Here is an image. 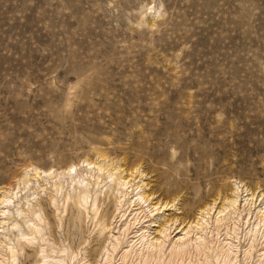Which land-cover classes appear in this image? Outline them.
I'll use <instances>...</instances> for the list:
<instances>
[{
	"label": "rangeland",
	"instance_id": "obj_1",
	"mask_svg": "<svg viewBox=\"0 0 264 264\" xmlns=\"http://www.w3.org/2000/svg\"><path fill=\"white\" fill-rule=\"evenodd\" d=\"M8 186L2 264H264V0H0Z\"/></svg>",
	"mask_w": 264,
	"mask_h": 264
},
{
	"label": "bare ground",
	"instance_id": "obj_2",
	"mask_svg": "<svg viewBox=\"0 0 264 264\" xmlns=\"http://www.w3.org/2000/svg\"><path fill=\"white\" fill-rule=\"evenodd\" d=\"M77 177L79 178V180H81V178H80V176H78L77 175ZM76 177V178H77ZM127 183H129V180H125L124 181V185H126V186H128L127 185ZM236 189H235V191H234V196H232L231 198H229L228 197V203L229 204H227V205H223L220 209H219V211L218 212H224L225 211V209H227V207H228V205H232V206H234L236 203H237V201H238V198H239V190H240V185L239 184H237V182H236ZM11 186V185H10ZM10 186H8L7 187V189H3V193H2V195H1V197H0V215L1 214H3L2 212H4V208L3 207H5V206H7L9 203H11V196H10V194H9V191H11L10 189H12ZM127 193H129V190H125L124 192H123V196L124 195H126ZM142 196L143 197H145L144 196V194H142ZM85 199V201H87V199L86 198H83V200ZM246 199H248V198H246ZM84 201V202H85ZM127 204H129V205H131V199H127L126 201H125ZM225 204V203H224ZM29 212H32V215H33V217L31 218L30 216H29ZM24 215H23V219L25 220V222L28 224V226L31 228V230H32V232L33 233H36V232H40L41 231V228H40V226H39V222H38V220H40L42 217H41V214H40V212L38 211V209L35 207V206H32L31 207V209H30V211L28 210V212L26 211H24ZM123 215H124V213H123ZM226 215V214H225ZM136 216H137V214H136ZM225 217V216H224ZM259 218L262 220V219H264V216H259ZM38 219V220H37ZM127 220H125V222H126ZM130 221V220H129ZM128 221V222H129ZM127 222V223H128ZM123 225H127V224H124V222H123ZM128 226V225H127ZM159 232H165V227H162V228H160V230H159ZM149 235H148V233L146 234V233H143L142 234V239L144 240H146L145 242L143 241H141V242H139V243H141L142 245H144L145 243H146V247H148L150 250H151V248H150V246H156V245H158L157 244V241H160V239L161 238H159V236H155L154 235V238H155V240H153V242L151 241V239L148 237ZM151 236V235H150ZM21 239L22 238H25V239H28V240H31L32 239V237L33 236H30L28 233H26V232H23L22 234H21ZM114 237L115 238H117V236H115L114 235ZM21 239H20V241H21ZM115 242L116 241H114V240H111V244H112V247H114L115 248ZM161 242H162V240H161ZM134 243H136V241L134 242ZM21 244H22V241H21ZM141 246V245H140ZM160 246H163V245H160ZM145 247V248H146ZM141 249V248H140ZM154 249V248H153ZM159 249V248H158ZM108 252H107V254L106 255H104L105 257V259H111L110 258V254L111 253H109L110 251V248H108V249H106ZM143 250V249H142ZM137 251V250H136ZM147 251V250H146ZM153 251V250H152ZM152 251H150V253L152 252ZM155 251V250H154ZM163 251V250H162ZM148 252H149V250H148ZM158 252V251H157ZM10 253H11V258H12V260H15V253L13 252V248L12 247H10ZM139 253V252H138ZM159 253H161V252H159ZM158 253V254H159ZM123 257H125L126 255H127V250H125L124 249V251H123ZM143 254H144V252H143ZM140 255V254H139ZM153 256H154V254H153ZM156 256L158 257V255L156 254ZM103 257V256H102ZM142 257V256H141ZM144 257H146V255L145 256H143V258ZM160 257V256H159ZM147 258V257H146ZM141 261H142V259H141ZM145 261V260H144ZM107 262V261H106ZM110 262V261H109ZM45 263H47V261L46 260H43V264H45ZM0 264H2V263H0ZM106 264H108V263H106Z\"/></svg>",
	"mask_w": 264,
	"mask_h": 264
}]
</instances>
